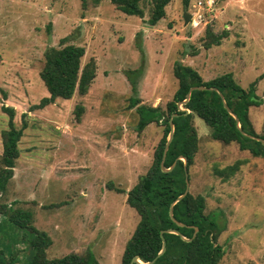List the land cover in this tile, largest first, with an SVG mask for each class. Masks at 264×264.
<instances>
[{"label": "rangeland", "instance_id": "obj_1", "mask_svg": "<svg viewBox=\"0 0 264 264\" xmlns=\"http://www.w3.org/2000/svg\"><path fill=\"white\" fill-rule=\"evenodd\" d=\"M197 1L186 9L183 0H171L165 17L151 25V0L141 2L143 17L118 10L111 0L85 6L81 0H0V158L9 121L3 106L15 109L17 127L28 115L0 205L33 213V225L52 240L49 258L91 250L102 264L122 263L139 216L117 188L128 191L147 172L164 129L153 122L138 131L139 114L129 107L132 80L140 103L165 108L178 88L177 60L205 80L233 72L246 88L264 74V0H216L208 26L228 36L210 48L204 24L185 25L184 12H193ZM71 43L85 47L82 66L96 63L88 92L31 110L49 95L40 77L45 51ZM256 88L261 104L250 107V119L264 133V76ZM194 125L199 149L188 170L189 191L204 195L206 213L226 227L218 239L225 248L219 264H264V157L213 139L198 116ZM11 231L7 222L0 226L2 237ZM25 247L20 240L17 248Z\"/></svg>", "mask_w": 264, "mask_h": 264}, {"label": "trees", "instance_id": "obj_2", "mask_svg": "<svg viewBox=\"0 0 264 264\" xmlns=\"http://www.w3.org/2000/svg\"><path fill=\"white\" fill-rule=\"evenodd\" d=\"M81 1L84 6L88 2ZM111 1L124 13L144 16L142 0ZM151 1L153 8L149 23L156 25L165 17L166 7L171 0ZM189 2L190 0H183L186 9ZM208 24L205 29V46L210 48L213 45H220L222 39L228 36L227 32L215 35ZM85 52L84 46L72 43L63 47L52 46L45 51V63L40 77L49 95L43 97L39 103L33 104L31 110L42 109L58 98L71 99L76 90L81 94L88 92L96 77L97 68L94 60L82 66ZM173 71L178 88L165 108L140 103L137 81H131L132 95L129 107H136L139 114L138 131H142L153 122L162 124L164 129L147 172L141 175L128 191L117 188L118 192L127 194V204L134 208L139 216L136 228L126 243L121 264H130L134 256L143 262L152 261L163 247V238L166 241V250L152 264H219L225 254V248L218 239L226 227L220 225L215 213H206L205 196L195 195L189 191L181 200L176 201L186 190L185 166L190 169L199 149V134L194 125V116L203 119L211 128L210 135L213 139L226 144L236 142L242 150H249L256 157H264V144L249 136L264 139V133L255 130L249 113L251 106L261 104L256 87L264 74L246 88L239 84L233 72H225L205 80L193 66L180 60L175 62ZM194 86L208 88L191 91L188 102L182 104L183 109H180L178 102L185 100L189 90ZM211 87L217 88L224 95L227 105L239 118L241 128L224 106L220 93L209 89ZM3 109L9 113V121L8 128L2 132L0 194L6 191L14 177L16 161L21 153L19 142L28 127L27 113L22 114V124L17 127L14 122L15 109L9 106H3ZM76 111L80 119L83 106L78 105ZM171 118L174 123V136L166 153L164 166L169 168L176 163L171 170L164 171L161 163L171 129ZM242 131L249 135L243 134ZM182 157L186 159V165ZM227 170L231 173L234 167L219 170V173L225 175ZM112 185L110 182V188ZM173 202L175 204L171 216L170 208ZM0 212L3 215L0 226L7 222L12 227L10 238L0 236V264H22L21 258L25 260V264H102L91 250L85 254L70 253L62 257L49 258L47 248L52 240L47 232L40 231L33 225V213L30 210L11 209L6 204H1ZM196 228L198 231L193 237ZM169 229H176L185 237L193 239L186 241L180 235L167 231ZM21 232H24V235L20 234ZM22 239L26 247L20 250L17 244Z\"/></svg>", "mask_w": 264, "mask_h": 264}, {"label": "water", "instance_id": "obj_3", "mask_svg": "<svg viewBox=\"0 0 264 264\" xmlns=\"http://www.w3.org/2000/svg\"><path fill=\"white\" fill-rule=\"evenodd\" d=\"M183 17H184V20H185V25H189V22H190V19H191V13H190L189 11H185ZM206 88H208V87H206V86H194V87H192V88L189 90V92H188L187 98H186L185 100L181 101V102H178V106H179V108H180V109H183L182 104L188 102V100H189V98H190L191 91H193V90H195V89H206ZM209 89H214V90H217V91H218V89H217V88H214V87H211V88H209ZM218 92H219V91H218ZM219 93H220V95H221V97H222V99H223L224 106H225L226 109H227V110H228V111H229V112L235 117V119H236V121H237V126H238L239 128H241V124H240V122H239V118L237 117L236 114H234V113L232 112L231 108L227 105V103H226V101H225V98H224V95H223L221 92H219ZM187 111H188V110H187ZM175 115H176V114H173V116H175ZM170 128H171V129H170V133H169V136H168V139H167V142H166V146H165V150H164V155H163V160H162V163H161V167H162V169H163L164 171H169V170H171V169L174 167L175 163H176V162H175V163H174L171 167H169V168H166V167L164 166V161H165L166 153H167V151H168V149H169L170 143H171V141H172V139H173V136H174V123H173L172 118L170 119ZM242 132H243V134H246L244 131H242ZM246 135H249V134H246ZM249 136L252 137V138H255V139L259 140V141H261V142L264 144V139H263V138L256 137V136H252V135H249ZM182 158H183V157H182ZM183 159L185 160V165H186L187 161H186L185 158H183ZM185 171H186V190H185V192H184L182 195H180V196L177 198L176 201L181 200V199H182V198H183V197L189 192V190H190L189 172H188V167H187V166H185ZM176 201H175V202H176ZM175 202L172 203L171 208H170V214H171V216L173 215V206H174ZM178 223H179L180 225H182V223H180V222H178ZM167 231H169V232H174V233L180 235V236H181L184 240H186V241H191V240L193 239V237L196 236V233H197L198 229L196 228V231H195V233H194V235H193L192 238H187V237H185L184 235H182V234L180 233V231H178V230H176V229H169V230H167ZM165 250H166V241H165V239L163 238V247H162L161 251L159 252L158 256H160L162 253H164ZM158 256H157V257H158ZM157 257H156V258H157ZM156 258L153 259V260L150 261V262H143V261H141L137 256H134L130 264H134V263H138V264H152V263L155 262Z\"/></svg>", "mask_w": 264, "mask_h": 264}, {"label": "built area", "instance_id": "obj_4", "mask_svg": "<svg viewBox=\"0 0 264 264\" xmlns=\"http://www.w3.org/2000/svg\"><path fill=\"white\" fill-rule=\"evenodd\" d=\"M216 0H198L194 4L193 12L191 13V19L189 25L197 27L202 24L205 26L209 23L208 18L213 11Z\"/></svg>", "mask_w": 264, "mask_h": 264}]
</instances>
